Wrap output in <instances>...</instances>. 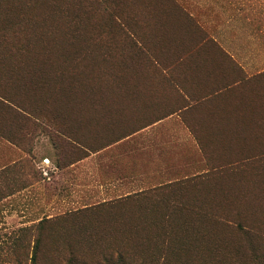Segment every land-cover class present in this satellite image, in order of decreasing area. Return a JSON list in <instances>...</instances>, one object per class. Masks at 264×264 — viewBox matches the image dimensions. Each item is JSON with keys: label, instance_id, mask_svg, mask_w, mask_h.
<instances>
[{"label": "rangeland", "instance_id": "1", "mask_svg": "<svg viewBox=\"0 0 264 264\" xmlns=\"http://www.w3.org/2000/svg\"><path fill=\"white\" fill-rule=\"evenodd\" d=\"M27 1L0 3L1 17L11 22L8 36L15 47L22 43V37L28 40L30 34L37 35L28 51H12L11 55L25 61L20 69L15 72L10 67L3 73L0 67L1 96L13 97L33 108L43 104L36 100L35 105L27 102L25 93L27 73L32 72L25 66L34 63L35 58L38 61V57L69 58L71 64L59 68L81 72L82 76L92 79L95 90L117 87L113 81L115 74L111 75L115 59L100 66L98 60L89 61L88 57L82 64L88 54L89 30L98 38L102 36L106 43L122 39L117 29L107 34V30L102 33L97 26L110 18L112 2L99 8L68 0L70 18L59 19L55 7L62 9L58 5L65 3L62 0ZM135 1L118 0L117 8L121 9L117 14L122 11L127 16L132 8L129 11L125 4L129 2L132 6ZM205 1L210 0H163L161 3L177 8L181 3L186 7L187 3L193 9L195 3ZM18 28L21 41L13 37ZM110 55L118 56L117 52ZM38 67L43 66L39 63ZM88 78L83 84L88 83ZM82 96L67 103L68 111L61 105L52 113L42 114L49 127L30 118L29 122L26 116L7 110L0 99V170L9 167L3 176L11 178L0 180V264H72L69 261L74 260L75 264H105L106 254L119 249L118 245L126 246L131 260L139 263L157 247L156 238L149 244L144 239L135 243L134 240L123 242L120 238L109 241L101 236L90 241L87 238L90 232L86 231L87 228L114 234L118 228L130 231L125 226L127 221L121 218L134 215L128 221L132 232L136 231L137 235L160 232L158 226L148 228L141 224L137 211L118 217L86 218L88 221H75L67 216L86 207L133 198L141 192L176 183L181 206L180 229L176 230L184 246L165 264H264V170H237L221 178L210 177V172L201 173L196 165L193 141L176 137L179 124L168 123V127L159 129L167 131L164 133L142 134L130 139L126 136L134 131L130 120L105 123L106 112L103 110L100 114L98 107L94 110L100 98ZM105 103L110 105L108 114L113 115V101L107 99ZM79 125V130L74 129ZM33 126L37 129L33 130ZM56 128L80 139L82 147L69 151L55 145L52 138ZM162 194L169 197V187ZM158 208L163 210L164 205L159 204ZM42 220L46 221L37 230ZM144 228L148 231L141 230ZM37 234L40 244L34 263ZM132 242L136 247L140 244L148 247L134 249Z\"/></svg>", "mask_w": 264, "mask_h": 264}, {"label": "crops", "instance_id": "2", "mask_svg": "<svg viewBox=\"0 0 264 264\" xmlns=\"http://www.w3.org/2000/svg\"><path fill=\"white\" fill-rule=\"evenodd\" d=\"M162 1L141 0L129 34L117 29L120 41L131 39L134 79L113 100V115L130 120V139L179 124L176 137L193 141L196 165L210 177L264 170V0L193 9ZM8 169L0 180L11 179Z\"/></svg>", "mask_w": 264, "mask_h": 264}, {"label": "trees", "instance_id": "3", "mask_svg": "<svg viewBox=\"0 0 264 264\" xmlns=\"http://www.w3.org/2000/svg\"><path fill=\"white\" fill-rule=\"evenodd\" d=\"M14 1V0H13ZM27 1V0H26ZM67 1L68 0H62V2H65L61 5L63 8L58 10L56 5L55 14L57 15V18L59 19H65L70 18L69 10L67 8ZM81 2V5L84 4L87 5V7H91L88 5H97L100 7L104 6L105 3L108 1L111 3L112 10L110 11V18L107 19L106 22L98 23L99 31L102 33H105L107 30V34L111 32L113 29H119L123 30L124 33L129 34V31L126 29L129 28V19L131 18L132 9L130 11V7L133 8V6H136L137 4L141 3V0H136L135 3L130 6V0H128L129 4L126 3L125 5L129 6L127 8L130 12L127 16L123 15V12L121 11L120 15L117 13L119 12L118 6V0H79ZM145 1V0H144ZM5 2V0H0V3ZM109 2V3H110ZM29 3V1H27ZM57 4V3H56ZM64 9V10H63ZM92 9V8H91ZM61 10H63V14H60ZM117 10V11H116ZM116 11V12H115ZM114 13V15H113ZM113 15V16H112ZM2 14H0V67L1 71L5 73V69L7 72L10 70L15 71L20 69L22 66L23 61L22 57H16L15 55H11L13 50H17L19 53H22L29 48L32 45V40L37 37L36 33L35 35L32 33L30 34L31 37L28 40H25L22 37V41L19 38L20 34L22 36L21 30L18 28L15 36H13L15 39H18L22 43H17L16 47L12 42H10V37L8 36V30H9V23L6 18L1 17ZM130 16V17H129ZM126 17V19H125ZM29 19V18H27ZM33 20V19H32ZM117 20V21H116ZM126 22V25L123 24ZM91 24H89L90 26ZM92 29L89 30V36L87 35V50L88 54H86L85 58L82 59V64L88 60L94 61L98 60L101 65L106 64L107 62L112 61L115 59V66L112 69V74H115V80L114 85L116 84L117 87H114L113 90L109 88L101 89L99 87L98 90L94 89V84L91 83L92 79H89L88 77H84L81 75V72L77 71H71L69 68H59V67H68L67 64L70 63L69 58H54V59H41L38 57V61L35 58L34 63H29L25 67L32 69V72L27 73L29 75L27 89L25 90V93L27 94V98L29 103L33 104V101H39L43 104L38 107H32L29 104L21 103L13 97H3L0 95L1 101L5 104V107L7 105V110L17 113L19 115H24L30 122V119L36 120L37 123L40 124H46L48 127L49 122L47 118L43 117L42 114L45 115L47 112L52 113L53 109L56 110V107L59 108V106L64 105L65 111H68L67 103H69L72 99H77L82 97L85 98H96L99 99L98 106L94 108V110H98L101 114L104 110L106 112L105 114V123H116V121L120 122L124 116L116 117L113 115V117L109 116L108 110L110 109V105L108 103H105V100L111 99L112 101L115 99H118L119 97H123L126 93L123 90V86L133 81L134 74L131 70V57H130V50H132V46L130 44V40H123L119 41L117 40L116 43L113 41H108L110 43H106L103 41L102 36L98 38L97 36L92 33ZM10 46V48H8ZM119 51H128L127 54H122L117 57H114L110 55V53H115ZM9 55V57H8ZM97 57V58H95ZM11 58V62L8 61V59ZM120 58V62L118 59ZM41 63L42 68H39L38 65ZM55 66V68H53ZM84 72V69H83ZM21 74V72H19ZM17 74V73H12ZM18 75V74H17ZM23 76V74H21ZM21 77V76H19ZM88 78V83L83 84L84 81ZM83 85V87H82ZM82 93V94H81ZM41 98V99H39ZM3 104V106H4ZM35 105V104H33ZM36 106H38L36 104ZM114 107V110L116 111L115 105L112 104ZM98 107V108H97ZM120 107H118L119 109ZM117 109V110H118ZM51 110V111H50ZM117 112V111H116ZM69 113L66 112V115ZM69 119V117L67 116ZM124 119V118H123ZM67 120V119H66ZM40 121V122H39ZM66 123L65 120H62ZM81 126H77V129L79 130ZM106 128V127H105ZM36 126H33V130H36ZM136 132L135 130L132 132ZM54 138L53 141L55 145H60V148H64L66 150L70 151V148L74 151H77L78 148L82 147L80 139L70 135L69 133H65L61 128L55 130L54 132ZM128 136V135H126ZM125 136V137H126ZM169 187V191L171 194L169 197L162 194V191L165 188ZM178 190H179V184H175L174 186H167V187H158L155 189H152L148 192H141L140 194L135 195L133 198H126V199H120L118 202L113 203H104L101 205H97L94 207H86L85 209L81 211H76L74 213H69L67 217L73 218L78 221H88L86 218H91L92 220L97 219L99 217H118L123 216V213L131 212V211H137V214L139 215L140 223L144 224V226H154L159 227L160 230L159 233H147L145 235H137L136 231L133 230V227L128 221H131L132 217L130 218H124V216L121 218L124 222V220L127 221L125 226L128 227L130 231L124 230L122 231V228L116 229L115 234L112 232H94L90 228H87L86 231L90 232L88 234L87 238L90 241H93L96 239L97 236H101L109 241H115L119 238L123 242H129L131 240H134L135 243L139 242L140 239L146 240V242H154L155 238L157 240V247L148 255L147 258L142 260L139 263H135L131 260V256L124 245H118L120 248L109 252L106 254V257L103 259L105 264H158L160 260L164 261V264L169 260L175 257L176 253L183 250L184 243L180 239V234L176 229H180V223H181V206L179 205L178 200ZM163 204L164 208L163 210H159L158 205ZM159 210V211H158ZM134 213V212H133ZM132 213V214H133ZM46 221V220H45ZM45 221H41L36 227L37 230H40V227L43 226ZM187 223V220H186ZM148 224V225H146ZM149 228V227H148ZM142 231H148V229H141ZM29 230H26L27 232ZM92 233V234H91ZM40 241H39V235L36 236L35 241V247H34V255L32 257V262L35 263L36 261V255H37V249L39 247ZM130 245L134 249L139 248H147V245L141 246L137 245L134 246V243H130ZM136 247V248H135ZM116 258V259H114ZM131 260V261H130ZM72 264H75L74 261H69Z\"/></svg>", "mask_w": 264, "mask_h": 264}]
</instances>
